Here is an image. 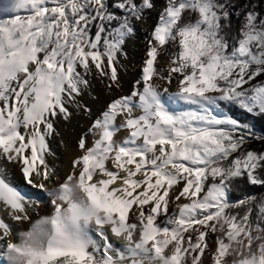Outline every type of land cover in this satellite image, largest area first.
Instances as JSON below:
<instances>
[{
  "label": "snow or ice",
  "instance_id": "obj_1",
  "mask_svg": "<svg viewBox=\"0 0 264 264\" xmlns=\"http://www.w3.org/2000/svg\"><path fill=\"white\" fill-rule=\"evenodd\" d=\"M154 11L0 0V264H264V193L233 199L264 188L250 147L264 133L228 110L264 117V0H164L140 77L117 96L125 46ZM94 77L114 98L61 180L50 141L70 109L91 115L80 98ZM8 164L40 191L15 186Z\"/></svg>",
  "mask_w": 264,
  "mask_h": 264
},
{
  "label": "bare ground",
  "instance_id": "obj_2",
  "mask_svg": "<svg viewBox=\"0 0 264 264\" xmlns=\"http://www.w3.org/2000/svg\"><path fill=\"white\" fill-rule=\"evenodd\" d=\"M157 20L158 14L153 18L150 25L146 23V26H150L148 29L149 32H151ZM144 36L145 32L138 38V41H129L130 46L126 48L127 58L121 59L123 68L120 70V76L123 84V91L117 92V96L130 94L134 82L140 77L141 65L145 57L147 40L149 38L146 36L147 39H145ZM113 98V96L108 94L105 83L94 77L91 88L80 98L81 103L87 105V107L91 109V115H87L83 111H76V109L72 108L70 109L73 112L72 118L69 121L60 120L57 123L56 127L59 135L55 136L50 141L53 155H49L47 159L49 164L56 168L57 174L61 180L69 173L72 160L82 154L78 148L79 139L83 134L88 132L95 118L100 115ZM87 139L90 145L92 137L88 136ZM6 167L8 168V179H10L15 186L21 188L30 195L40 191L32 189L25 184L17 165L8 164ZM39 211L41 214H47L50 209L47 205H43L40 207ZM5 218L7 219V217ZM35 218V214H33V219ZM8 222L12 223L10 220ZM21 227L27 228L28 225L24 224Z\"/></svg>",
  "mask_w": 264,
  "mask_h": 264
},
{
  "label": "trees",
  "instance_id": "obj_3",
  "mask_svg": "<svg viewBox=\"0 0 264 264\" xmlns=\"http://www.w3.org/2000/svg\"><path fill=\"white\" fill-rule=\"evenodd\" d=\"M234 117L239 118L242 121L251 123L254 125L255 129H260L264 131V117H255L253 118L252 116L242 112L241 110L237 108H231L228 109ZM258 144V143H257ZM249 193H257L261 194L264 193V188L258 187V186H248V185H242L240 191L237 194L233 195V199H236L237 196H243L244 194Z\"/></svg>",
  "mask_w": 264,
  "mask_h": 264
},
{
  "label": "rangeland",
  "instance_id": "obj_4",
  "mask_svg": "<svg viewBox=\"0 0 264 264\" xmlns=\"http://www.w3.org/2000/svg\"><path fill=\"white\" fill-rule=\"evenodd\" d=\"M164 3V0H156V4H157V11H154L152 13L149 14L148 16V19L146 22L144 23H137L136 24V31H135V35L133 37H131L126 46H125V51H126V48L130 46V43L129 41H138V38L145 32V39H147V37H149V27L148 25H150L152 23V20L153 18L156 16V14H159L158 13V10L160 9V7L163 5ZM159 7V8H158ZM146 23L148 24L146 26ZM147 27V28H146ZM147 36V37H146ZM260 79V78H258ZM257 131V133H264V131L260 130V129H255ZM258 143V144H257ZM250 147L254 150H257V151H264V143H261L260 141H253L252 144L250 145ZM207 264H210L209 262H206Z\"/></svg>",
  "mask_w": 264,
  "mask_h": 264
}]
</instances>
